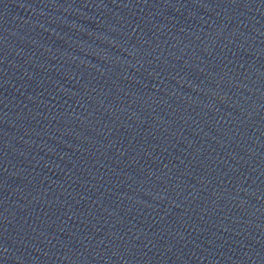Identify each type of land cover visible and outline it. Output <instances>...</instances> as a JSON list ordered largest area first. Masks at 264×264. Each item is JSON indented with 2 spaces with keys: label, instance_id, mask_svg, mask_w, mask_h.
Segmentation results:
<instances>
[{
  "label": "water",
  "instance_id": "1",
  "mask_svg": "<svg viewBox=\"0 0 264 264\" xmlns=\"http://www.w3.org/2000/svg\"><path fill=\"white\" fill-rule=\"evenodd\" d=\"M0 264H264V0H0Z\"/></svg>",
  "mask_w": 264,
  "mask_h": 264
}]
</instances>
